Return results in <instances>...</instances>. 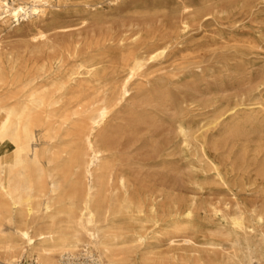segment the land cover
I'll use <instances>...</instances> for the list:
<instances>
[{
    "label": "bare ground",
    "instance_id": "obj_1",
    "mask_svg": "<svg viewBox=\"0 0 264 264\" xmlns=\"http://www.w3.org/2000/svg\"><path fill=\"white\" fill-rule=\"evenodd\" d=\"M50 6L51 0H0V24H33ZM39 44L46 48L38 50ZM52 47L39 28L19 49L0 42V264L25 255L37 264H59L57 253L81 246L102 264H264V233L256 234L241 214L224 233L230 244L219 246L223 258L208 262L188 235L193 205L181 209L155 187L140 184L135 191L119 163L120 141L139 134L151 121L145 106L163 99L148 70L169 40L108 35L74 40L49 54ZM202 64V55L194 54L179 68ZM254 104L229 107L210 124L230 120L229 132L264 126V98ZM177 129L187 142L186 123Z\"/></svg>",
    "mask_w": 264,
    "mask_h": 264
},
{
    "label": "rangeland",
    "instance_id": "obj_2",
    "mask_svg": "<svg viewBox=\"0 0 264 264\" xmlns=\"http://www.w3.org/2000/svg\"><path fill=\"white\" fill-rule=\"evenodd\" d=\"M51 4L33 24H0L1 47L19 49L38 28L46 32L47 46H53L49 54L74 40L108 35L169 40V49L148 70L151 88L163 92V99L145 106L151 121L139 134L120 141L119 163L125 165L135 191L142 190L140 184L144 190L155 187L181 209L193 205L188 232L196 242L192 249L210 263L223 258L219 246L229 247L230 237L224 233L231 231L232 216L241 214L256 234L264 233V126L249 124L229 132L224 125L230 120L210 124L229 107L252 109L264 98V0ZM194 54L202 55L201 68L180 70L183 57ZM180 121L189 127L187 142L177 134ZM161 245L167 248L165 242ZM31 258L24 256L25 261Z\"/></svg>",
    "mask_w": 264,
    "mask_h": 264
},
{
    "label": "built area",
    "instance_id": "obj_3",
    "mask_svg": "<svg viewBox=\"0 0 264 264\" xmlns=\"http://www.w3.org/2000/svg\"><path fill=\"white\" fill-rule=\"evenodd\" d=\"M59 264H102L97 253L88 246H81L77 251H66L58 256ZM13 264H37L35 259L14 262Z\"/></svg>",
    "mask_w": 264,
    "mask_h": 264
}]
</instances>
